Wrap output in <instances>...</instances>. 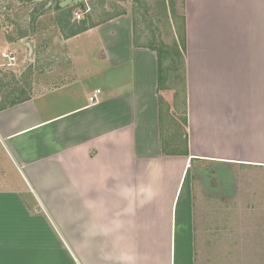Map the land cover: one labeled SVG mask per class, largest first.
I'll return each mask as SVG.
<instances>
[{"label": "crops", "instance_id": "obj_1", "mask_svg": "<svg viewBox=\"0 0 264 264\" xmlns=\"http://www.w3.org/2000/svg\"><path fill=\"white\" fill-rule=\"evenodd\" d=\"M181 19L178 132L129 16L25 42L46 80L0 102V264H197L196 173L264 167V0H183Z\"/></svg>", "mask_w": 264, "mask_h": 264}, {"label": "rangeland", "instance_id": "obj_2", "mask_svg": "<svg viewBox=\"0 0 264 264\" xmlns=\"http://www.w3.org/2000/svg\"><path fill=\"white\" fill-rule=\"evenodd\" d=\"M55 0H0V102L8 104L22 99L34 86L46 80L38 58H32L30 48L25 42L61 36L59 21L61 14L54 4ZM62 1V0H59ZM92 20L97 21L99 14L125 11L133 20L135 36L142 44L150 45V29L141 14L142 0H95ZM149 15L161 31L162 40L173 44L175 33L181 30L183 22L181 9L183 0H144ZM69 6V5H68ZM75 7L72 21L80 22L85 12ZM44 10V13H41ZM41 11V12H40ZM81 14L79 19L76 13ZM89 12V13H91ZM35 15V29L32 30L31 18ZM175 32V33H174ZM47 35V36H48ZM63 35V33H62ZM181 32L178 38H181ZM26 37L18 45L20 37ZM59 38V37H58ZM87 36L81 42L83 49L92 45L94 38ZM93 41V42H92ZM3 51L16 52L19 61L15 66L8 65ZM86 52V51H85ZM84 53V52H82ZM87 53V52H86ZM85 54V53H84ZM86 55V54H85ZM167 64L161 71L166 106L172 108L171 129L177 127L184 117V80L181 70L168 71ZM170 67V65H168ZM53 67V66H52ZM62 68V69H61ZM68 71L65 65L59 70ZM169 89V91H168ZM167 123V122H166ZM165 123V138L170 131ZM195 173L197 166H194ZM196 179V220L197 264H264V167L252 168H210L205 174L195 175Z\"/></svg>", "mask_w": 264, "mask_h": 264}, {"label": "trees", "instance_id": "obj_3", "mask_svg": "<svg viewBox=\"0 0 264 264\" xmlns=\"http://www.w3.org/2000/svg\"><path fill=\"white\" fill-rule=\"evenodd\" d=\"M95 0H81L78 3H73L79 11L85 12L86 16L80 22L72 21L73 12L76 10L75 7H71L70 5L62 8L59 5H54L55 9L61 14V20L59 21L61 32L63 36L66 38L72 37L79 33L86 31L91 27H95L101 23L107 22L115 17L125 14V11L119 12H106L105 10L99 14V19L97 21L90 22L92 20V9L96 7ZM141 14L145 18V23L147 28L150 29L151 32V40L149 41L150 45L159 52V56L161 59V71L167 64V58L169 60L170 67L167 65L166 69L168 71H182L184 65V53L186 49V41L185 37L180 38L179 41H175L173 44H167L162 40L161 31L159 27L154 23L153 18L149 15L147 11V6L144 0L141 1ZM41 12V11H40ZM91 12V13H89ZM41 13H44L42 10ZM36 17L35 15L31 18V27L32 30L35 29ZM140 41L139 37L135 36V42ZM162 78V77H161ZM161 80V79H160ZM161 87L164 86L161 83Z\"/></svg>", "mask_w": 264, "mask_h": 264}, {"label": "built area", "instance_id": "obj_4", "mask_svg": "<svg viewBox=\"0 0 264 264\" xmlns=\"http://www.w3.org/2000/svg\"><path fill=\"white\" fill-rule=\"evenodd\" d=\"M76 16L80 19L81 18V14L80 13H76ZM2 55L8 59V65H12L15 64L17 61V56L9 51H3ZM101 94L100 90H97L92 96H90L89 100L91 103H95L98 101L99 99V95Z\"/></svg>", "mask_w": 264, "mask_h": 264}, {"label": "water", "instance_id": "obj_5", "mask_svg": "<svg viewBox=\"0 0 264 264\" xmlns=\"http://www.w3.org/2000/svg\"><path fill=\"white\" fill-rule=\"evenodd\" d=\"M79 1L81 0H62V1H59V0H55L54 2H49L48 6H51L52 4H54L55 6L56 5H59L60 7L62 8H65L67 7L68 5L72 4V3H78Z\"/></svg>", "mask_w": 264, "mask_h": 264}]
</instances>
